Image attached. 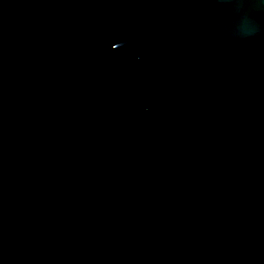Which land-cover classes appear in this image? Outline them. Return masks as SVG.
Listing matches in <instances>:
<instances>
[{
	"label": "water",
	"instance_id": "water-1",
	"mask_svg": "<svg viewBox=\"0 0 264 264\" xmlns=\"http://www.w3.org/2000/svg\"><path fill=\"white\" fill-rule=\"evenodd\" d=\"M0 264H264V0H0Z\"/></svg>",
	"mask_w": 264,
	"mask_h": 264
}]
</instances>
